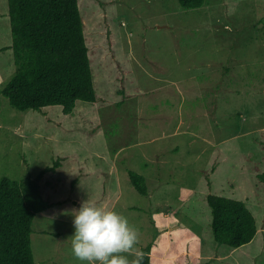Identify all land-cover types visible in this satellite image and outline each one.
Returning a JSON list of instances; mask_svg holds the SVG:
<instances>
[{"label": "rangeland", "instance_id": "obj_1", "mask_svg": "<svg viewBox=\"0 0 264 264\" xmlns=\"http://www.w3.org/2000/svg\"><path fill=\"white\" fill-rule=\"evenodd\" d=\"M97 101L19 110L0 94V178H39L37 264H264V0H79ZM0 0V85L16 70ZM144 174L139 192L129 170ZM258 231L219 242L207 194Z\"/></svg>", "mask_w": 264, "mask_h": 264}, {"label": "trees", "instance_id": "obj_2", "mask_svg": "<svg viewBox=\"0 0 264 264\" xmlns=\"http://www.w3.org/2000/svg\"><path fill=\"white\" fill-rule=\"evenodd\" d=\"M178 1L187 9L207 2ZM8 9L16 70L0 85V94L19 110L61 105L64 113H71L77 100L97 101L79 0H8ZM60 165L61 158H57L37 178H0V264H37L31 239L33 220L53 204L44 197L38 180ZM129 176L139 192L148 193L144 174L131 169ZM206 198L217 241L238 247L255 237L257 218L243 199L217 193ZM150 259V247H146L137 263L151 264Z\"/></svg>", "mask_w": 264, "mask_h": 264}]
</instances>
